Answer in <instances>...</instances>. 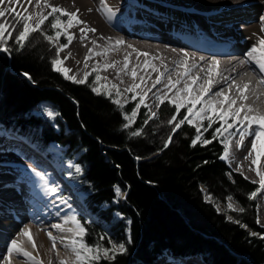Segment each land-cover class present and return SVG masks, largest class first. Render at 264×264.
I'll use <instances>...</instances> for the list:
<instances>
[{
  "label": "trees",
  "instance_id": "16d2710c",
  "mask_svg": "<svg viewBox=\"0 0 264 264\" xmlns=\"http://www.w3.org/2000/svg\"><path fill=\"white\" fill-rule=\"evenodd\" d=\"M9 46V52L0 51V125L38 147L59 144L64 148L62 162L78 166L80 171H71L68 179L96 217L78 218L87 229L86 242L111 247V240L126 248L114 261L100 264H153L166 253L201 260L187 264H264V240L250 235L264 234L255 225L254 200L248 198L256 186L237 173L231 179L226 176L219 139L192 147L195 130L185 124L164 148L171 129L159 137L151 120L143 125L142 110L130 128L123 129L122 113L108 97L52 69L54 49L39 34L22 50L11 40ZM40 102L56 110L53 122L32 113ZM173 111L165 101L158 120L167 121ZM142 126L141 136L130 135ZM213 130L204 132V138L212 139ZM201 186L215 204L230 195L245 211L217 213L203 200Z\"/></svg>",
  "mask_w": 264,
  "mask_h": 264
},
{
  "label": "bare ground",
  "instance_id": "6f19581e",
  "mask_svg": "<svg viewBox=\"0 0 264 264\" xmlns=\"http://www.w3.org/2000/svg\"><path fill=\"white\" fill-rule=\"evenodd\" d=\"M146 1L148 6H141V10L136 12L126 9V6L121 5L119 0H107V5L115 13L109 21L104 13L96 10L100 7L99 0H50L51 4L62 6L68 11L80 9L78 13L80 18L86 21L88 26L97 29L95 33H88L87 39L84 41L79 38L81 35L79 27L70 29L76 38L68 49L64 53L62 52L64 57L68 56L69 52L72 54L64 61L63 65L71 69L69 75H76L77 78L83 75L85 56L89 54V48L100 52L104 47L114 45L117 39H121L124 44L109 51L107 56H93L88 60V68H93L98 62L100 64L115 62L116 67L101 70V73L125 89L134 82L130 76V70L137 65L140 68L135 83L140 82V75L147 73L151 74L153 80L155 79L156 73H152L150 68L145 72V60L150 61L160 71H164L165 66H167L169 71L165 73L164 82L169 75L175 80L176 72L182 71V69H177V63L186 60L189 66L197 65L192 70L191 75L200 77L197 81L198 84L211 78L214 85L212 92L214 93L224 87L226 94L237 99L236 107H239L241 103L238 99L239 93L236 86L243 87L244 84H248L249 88L245 93L248 99L245 103L264 111V84L259 83L260 77L264 74L259 73L254 64L245 63L241 65L240 63L241 60L246 59L245 54L252 45L257 43L258 38L264 36V32H261L264 22L260 19L264 16V0ZM138 2V0H133L135 4H140ZM13 8H17V6L13 5ZM22 8L36 11L34 4L29 6L23 3V0ZM88 9H92V11L89 12ZM46 11H50V9H46ZM93 41L96 42L95 47ZM137 52L148 55L137 56ZM127 54H130L128 74L121 72L117 76V70L123 67V59ZM213 57L219 60L218 67L211 65ZM245 70L248 73H245ZM222 76L235 79V84L232 85L231 89L222 80ZM147 86L151 87V80L148 81ZM162 87L163 84L152 89V92L148 94L146 103L150 106L155 105L153 92ZM209 95L211 96L212 93ZM212 98L222 99V97L214 96ZM136 100H139L138 96ZM0 129L1 132L5 133L0 134V159L4 158L1 156H4L7 151H14L25 157L31 162V166L26 167L30 170L35 167L37 170L43 171L48 179V187L58 186L59 191L56 196L65 197L63 199L67 201V204H62L56 199V196L45 195L41 180L31 177L19 169H14L16 164H6L5 160H0V264H3L2 258L7 254V245L11 239L16 238L19 230L25 225L30 229L37 246L36 250H33L30 244H25L27 250L33 255L38 254L44 264H48L46 260L50 255L52 256V264L58 263L55 251H49L52 242L45 230L52 231L56 237L64 235L56 229H51L50 226L55 223H63L65 215L74 214L75 211H78V204L73 198L67 196V188L58 183L57 177V182L55 181V175L52 172H58V168L52 157L46 156L44 153L43 155L39 154L38 151H43L22 134L18 133L20 138L6 136L9 134L6 129L2 126ZM236 139L237 137L232 138L229 159L221 160L234 171L238 166H242L243 177L247 176L250 183L252 180L258 181L259 178L255 172L249 171V167H255V165H251L250 160L244 159L248 148H250L252 138H247L244 141V147L240 149L235 146ZM3 167H11L14 172ZM260 167L264 168V157L261 158ZM236 172L241 174L240 171ZM59 174L61 177V173ZM26 208H29L27 212L24 211ZM57 212H59V216ZM258 214L260 221L258 224L264 227V191L259 194ZM68 226L70 227L71 224ZM57 249L61 257L70 256V253L63 248L59 241L57 242ZM11 259L12 264H27L24 258L16 256L15 253Z\"/></svg>",
  "mask_w": 264,
  "mask_h": 264
},
{
  "label": "snow or ice",
  "instance_id": "6c2138e0",
  "mask_svg": "<svg viewBox=\"0 0 264 264\" xmlns=\"http://www.w3.org/2000/svg\"><path fill=\"white\" fill-rule=\"evenodd\" d=\"M23 3L29 6L34 4L36 11H29L28 8H24L23 14H21L13 8V5L22 7V0H0V51L9 52L11 50L9 46L10 40L17 46V50H22L33 34H39L43 37V40L47 41L48 44L54 48V56L50 61L52 69L62 74L64 79L75 84L87 83L93 93L108 97L123 114V119L126 121L122 125L123 129H129L136 121L141 106L148 109L147 113H145L146 118L143 121V125H147L150 120L157 118V111L152 110V107L146 103V99L149 92H152V89H155L157 85L163 84L161 89H157L156 92H153L156 102L155 107L159 109L165 101L174 106V111L167 120V124L171 126V131L164 141V148L169 146L174 134L185 124L195 129V135L191 139L192 147H195L198 142L201 145H208L212 143L213 140L219 139L223 144V154L220 156L222 160H228L230 157L233 137H237L235 141L237 149L243 148L244 141L251 137L250 148H248L247 155L244 156V159L250 160L251 165H255V167L250 166L249 171L255 172V175L259 179L258 181L252 180L251 183H258L259 186L249 194L248 198L254 200L258 194L264 191V168L260 167L261 158L264 157V111H260L245 103L248 99L245 94L249 88L248 84H244L243 87L239 85L236 86V90L239 93L238 99L241 102L240 106L236 107L237 99L226 94L224 87H221L214 93L212 92L214 85L211 78L198 84L197 81L200 77H193L191 75L192 70L196 68L197 65L192 64L189 66L186 60L177 63V69H182V71L178 70L176 72V79L173 80L171 75H169L166 82H164L163 78L165 77V73L169 71L167 66H165L164 71H160V69L150 61L145 60V72L150 68L152 73H156L155 79L153 80L151 74L147 73L146 75H140V82L135 83L138 76V69L140 68V66L137 65L130 70V76L134 82L123 91L116 83L100 75L101 70H108L116 67L115 62H105L103 64L98 62L92 68L91 72L84 71L83 77L77 78L76 75H69L71 69L63 66L64 61L71 57L72 54L69 52L68 56L61 58V53L68 49L69 45H71L76 38L75 34L70 32V29L79 27V32L81 33L79 38L81 41L87 39L88 33L97 32V29L88 26L87 22L80 18L78 15L80 9L68 11L62 6L51 4L50 0H23ZM99 3L100 7L96 10L104 13L110 21L115 14L114 10L107 5V0H99ZM46 9H50V11H46ZM88 11L91 12L92 9H88ZM260 19L264 22V16L260 17ZM261 32H264V24H262ZM61 37H64L67 42L61 43ZM92 43L95 47L96 42L93 41ZM123 44V40L117 39L114 45H108L100 52H96L93 48H89V54L85 56L84 68L87 69L89 67L87 61L93 56H107L109 51ZM129 47L132 46L129 45ZM140 55L147 56L148 54L137 52V56ZM129 56L130 54L125 55L123 67L117 70V76H119L121 72L128 74L127 70L129 69L130 63ZM185 56H187V53H185ZM245 56L246 59L241 60V65L245 63L254 64L259 70V73L264 74V36L258 38L257 43L252 45ZM77 63L79 64V61H77ZM219 63V60L213 57L211 65L218 67ZM93 74L94 79L89 83L88 78ZM24 75L31 79L28 73H24ZM102 80L106 82L102 83ZM149 80H151V87L147 86ZM222 80L227 84L229 89L235 84V79L229 76H222ZM259 83L264 84V76L260 77ZM138 89L139 91H137ZM125 93H132L133 95L130 99L133 101L137 99V96L139 97V101L131 109L130 113L124 111V106L128 103L129 99L125 96ZM170 93L171 95H169ZM209 93H212V95L210 96ZM213 96L222 97V99L216 100L212 98ZM121 97H124L123 101ZM197 105H200V107H197ZM181 109H186V112L181 113ZM48 115L51 116L53 113L48 111ZM178 116H181V118L177 119ZM205 121L207 122L206 126ZM217 123L219 126L215 127L212 131V139H205L203 133L212 129L213 125ZM143 132L144 128L142 126L132 131L130 135L132 137L141 136ZM137 159H139V157H137ZM31 170L34 175L43 182L45 195L51 194L56 196L59 191L58 186L49 188L46 174L43 171L37 170L35 167ZM76 171L79 172L80 169L77 167ZM236 171H240L243 175L242 166H238ZM244 178L248 179L247 176ZM115 191L117 196L121 195L119 186H116ZM56 199L62 204H67V201H65L62 196H56ZM227 200L229 201L227 204L228 209L241 213L245 211L243 207H238L232 202L233 197L228 196ZM53 203L55 204V201H53ZM70 207L69 205V208ZM57 215L59 216V212H57ZM228 219L231 220L232 217H228ZM234 222L240 223L239 220ZM259 222V219H257V223ZM69 224H71L70 227L68 226ZM241 226L246 227V225ZM50 227L64 234L56 237L53 235L52 231L45 230L49 240L52 242V247L49 251H55L58 257V264H100L101 260L114 261L117 254L126 251L125 244L113 243L111 240L108 241L111 247H105L99 241L93 244L87 243L85 240L87 229L75 214L65 215L63 217V223H55ZM250 235L254 237L258 236L264 240V234L250 232ZM103 239L104 237H100V240ZM58 241L63 245V248L70 253V256H60V252L57 249ZM25 244H30L33 250L37 248L27 225L22 227L17 233L16 238L11 239L10 243L7 245V254L2 258L3 264H12L11 258L14 253L16 256L24 258L27 264H44L43 260L38 257V254L33 255L32 252L27 250L24 246ZM48 264H52L51 258H49Z\"/></svg>",
  "mask_w": 264,
  "mask_h": 264
},
{
  "label": "rangeland",
  "instance_id": "374dc122",
  "mask_svg": "<svg viewBox=\"0 0 264 264\" xmlns=\"http://www.w3.org/2000/svg\"><path fill=\"white\" fill-rule=\"evenodd\" d=\"M120 1V3H121V5H123V6H126V9H128V10H135L136 12H139L140 10H141V6H148V2L146 1V0H138L139 2L138 3H140V4H135V3H133V0H119ZM137 1V0H136ZM15 10L16 11H18V12H20L21 14H23V8L22 7H17V8H15ZM66 19V18H65ZM50 20H51V18H50ZM61 39L63 40V43H66L67 41H66V39L64 38V37H61ZM54 49V48H53ZM64 53V52H63ZM63 53H61V58L62 57H64L62 54ZM91 70H92V68H87V69H84L83 70V73H84V71H89V72H91ZM60 74V73H59ZM100 75L102 76V77H105L104 75H102V73L100 72ZM60 76L62 77V78H64L63 77V75L62 74H60ZM83 77V75H81L79 78H82ZM94 79V74L93 75H90L89 76V78H88V81H89V83H91V81ZM66 80V79H65ZM109 81H111V82H113V83H116L115 81H113V80H111V79H108ZM67 81H69V80H67ZM102 83H104V82H106V81H101ZM255 85H257L256 83H255ZM119 86V85H118ZM120 87V89L123 91L124 90V88L122 87V86H119ZM133 94L132 93H125V96L126 97H128L129 99H128V103H126L125 104V106H124V111H125V108L126 107H129V108H131V106H135V104L139 101V100H135V101H133V100H131L130 98H131V96H132ZM123 99H124V97H121V100L123 101ZM48 105V106H47ZM132 107V108H133ZM151 107H152V110L153 111H157V118H155V119H152L150 122V127L152 126V127H154L153 129H154V131H157V135L159 136V137H161L162 138V136L164 135L163 133H166V131H168V130H170L171 129V126L170 125H168L167 124V121H159L158 120V109L155 107V105H151ZM131 108V109H132ZM131 109H130V111L128 112V113H130L131 112ZM140 110H142V114H144L145 115V113H147V111H148V109H146V108H144L143 106H141V109ZM48 111H51L52 113H53V115H51V116H49L48 115ZM120 112H121V110H119ZM140 112L141 111H139V113H138V115L137 116H139V114H140ZM186 112V109H181V113H185ZM34 115H36V116H39V117H41V118H43V119H47L48 121H50V122H53V120H54V118L56 117V115H57V112H56V110L54 109V108H51V106H49V104L48 103H45V102H40L38 105H37V109L35 110V111H33L32 112ZM122 113V112H121ZM181 118V116H178L177 117V119H180ZM122 120H123V122L125 123L126 121L123 119V114H122ZM149 124V123H148ZM206 124H207V122L205 121V126H206ZM214 126V128L215 127H218L219 126V124L217 123V124H214L213 125ZM3 127V126H2ZM151 127V128H152ZM195 130V129H194ZM171 131V130H170ZM7 133H9V134H6V136H12V137H16V138H20L19 137V135H18V133L19 132H17L16 130H8L7 131ZM0 134L1 135H3V134H5L4 132H1V129H0ZM24 136V135H23ZM25 137V136H24ZM28 139V138H27ZM29 140V139H28ZM24 142V141H23ZM30 149H32V147H30ZM43 152H39L38 151V153L39 154H41V155H43V153L46 155V156H50V157H52L53 159H54V161H60L61 160V158H62V153H63V150H64V148L62 147V146H60L59 144H57V143H54V142H52V143H50L47 147H44V148H42L41 149ZM38 153H36L37 155H38ZM5 154V157L4 158H2V159H0V160H5V163L6 164H8V163H10L11 165H14V164H16L15 165V168L14 169H17V168H19V169H22L23 171H25V172H27L28 174L29 173H31V177H34V178H36L37 180H40L39 178H37L35 175H34V173L30 170V169H28V167H26V166H31V162L29 161V160H27L25 157H22V156H20L18 153H16V152H14V151H7V152H5L4 153ZM34 156V155H33ZM39 156V155H38ZM221 160V159H220ZM56 161V162H57ZM222 161V160H221ZM4 163V164H5ZM224 163V162H223ZM225 165V167L228 169V171L226 172V176L229 178V179H231V174H234V173H237V174H239L241 177H243V175L242 174H240L239 172H236V171H234V170H232V169H230V168H228L227 166H226V164H224ZM1 166V165H0ZM54 166V165H53ZM59 166V172H52V174L53 175H55V177H54V179H55V181L57 182V178H58V183H61V185H64L66 188H67V196L68 197H70V198H72L73 197V194L72 193H74V189L72 188L73 186L72 185H70L69 183H68V181H67V176L70 174V172L71 171H73V170H75L78 166L75 164V163H69V164H59L58 165ZM56 167H57V165H56ZM3 168H6L8 171H13L14 172V170L11 168V167H3ZM58 168V167H57ZM59 173H61V177H60V174ZM57 175V176H56ZM57 177V178H56ZM244 178V177H243ZM247 180V179H246ZM61 181V182H60ZM249 181V180H248ZM250 182V181H249ZM256 185V184H255ZM257 187L259 186L258 185V183H257V185H256ZM72 188V189H71ZM75 190H77V189H75ZM200 190H201V194H202V197H203V200L205 201V202H209V203H211V204H213V206H214V208H215V211L217 212V213H223L224 211H233V210H230V209H228L227 208V204L229 203V201L227 200V197L228 196H230V195H228L227 197H225V201L223 202V203H214V201H213V199H212V197H211V195H210V193L206 190V188L205 187H202L201 186V188H200ZM72 192V193H71ZM258 197H256L255 199H254V203H255V225H256V227L257 228H259V229H261V230H264V227H262V226H260L258 223H257V219H259V214H258V204H259V194L257 195ZM119 198H122L123 197V193L121 192V195L120 196H118ZM63 198H65V197H63ZM73 199L77 202V204H78V207H77V209H78V211H75L74 212V214L77 216V218H83L85 221H93V220H96V217L93 215V213H90L86 208H85V205H84V203H83V201H82V197H81V194H80V196L79 195H77L76 193H74V197H73ZM81 199V200H80ZM236 206H238V207H240L239 205H238V203L235 201V199L233 198V201H232ZM117 215V214H116ZM225 218L227 219V220H229L228 219V217H232V215L231 214H225ZM233 219V218H232ZM231 219V220H232ZM245 229L247 230L248 229V227L246 226L245 227ZM67 251V250H66ZM66 251H64V253H66ZM69 253V252H68ZM49 258H52V256L50 255L48 258H47V262L49 261ZM190 258V259H189ZM201 262V260H200V258L198 257V256H193V257H185V258H176V257H171L169 254H165V255H163V256H161V257H159L153 264H180V263H183V264H187V263H193V262ZM55 264H58V263H55Z\"/></svg>",
  "mask_w": 264,
  "mask_h": 264
}]
</instances>
